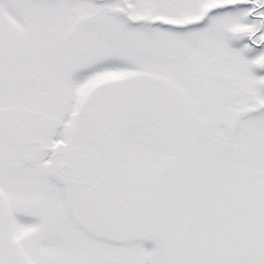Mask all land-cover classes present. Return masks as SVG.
Segmentation results:
<instances>
[{
	"label": "snow or ice",
	"instance_id": "snow-or-ice-1",
	"mask_svg": "<svg viewBox=\"0 0 264 264\" xmlns=\"http://www.w3.org/2000/svg\"><path fill=\"white\" fill-rule=\"evenodd\" d=\"M0 264H264V0H0Z\"/></svg>",
	"mask_w": 264,
	"mask_h": 264
}]
</instances>
